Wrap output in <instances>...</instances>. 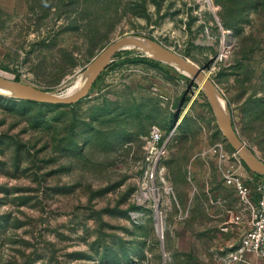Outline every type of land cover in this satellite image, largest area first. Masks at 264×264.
Returning a JSON list of instances; mask_svg holds the SVG:
<instances>
[{
	"label": "rangeland",
	"instance_id": "374dc122",
	"mask_svg": "<svg viewBox=\"0 0 264 264\" xmlns=\"http://www.w3.org/2000/svg\"><path fill=\"white\" fill-rule=\"evenodd\" d=\"M131 35L203 69L243 144L264 162V0H0V74L64 92ZM1 92L0 264H264L254 254L227 260L249 214L213 148L237 162L250 193L264 175L233 149L189 73L128 46L76 104ZM154 125L169 139L162 232L154 194L136 202Z\"/></svg>",
	"mask_w": 264,
	"mask_h": 264
},
{
	"label": "water",
	"instance_id": "95a60500",
	"mask_svg": "<svg viewBox=\"0 0 264 264\" xmlns=\"http://www.w3.org/2000/svg\"><path fill=\"white\" fill-rule=\"evenodd\" d=\"M128 46L143 49L155 58L177 66L179 69L189 73L193 79L197 80L202 85L204 93L213 108L220 129L233 149L238 152L240 158L246 163L251 171L256 174L264 175V162L255 156L243 144L229 115L225 113L221 106L218 97L219 92L216 88L215 82L195 63L155 38L131 35L122 37L109 44L95 59L92 66L88 68L87 72L89 75L83 85L73 93L48 91L22 81L9 79L1 74L0 87L11 91L13 93L11 96L26 101L54 105L76 104L88 96L94 83L112 61L116 52Z\"/></svg>",
	"mask_w": 264,
	"mask_h": 264
},
{
	"label": "built area",
	"instance_id": "2783aa9c",
	"mask_svg": "<svg viewBox=\"0 0 264 264\" xmlns=\"http://www.w3.org/2000/svg\"><path fill=\"white\" fill-rule=\"evenodd\" d=\"M168 142L169 139L165 138L164 131L158 125L152 126L144 142L145 182L136 195V202L140 205L149 200L151 194H154L156 212L160 209L159 203L162 201L160 192L170 193V188L165 180V170L161 167L168 152ZM213 153L218 159L217 168L222 172L227 182L233 186L240 198L241 205L249 214V227L242 231L239 241L230 246L227 260L230 263H235L243 261L244 257L250 254L264 256V176L256 183L254 194L250 193L239 171V165L237 162L230 161L228 153L222 145H215ZM237 159L241 163L240 159ZM159 178L164 183V187L157 185ZM158 192L159 196H156ZM235 223L239 224L241 229L242 215L236 216Z\"/></svg>",
	"mask_w": 264,
	"mask_h": 264
},
{
	"label": "bare ground",
	"instance_id": "6f19581e",
	"mask_svg": "<svg viewBox=\"0 0 264 264\" xmlns=\"http://www.w3.org/2000/svg\"><path fill=\"white\" fill-rule=\"evenodd\" d=\"M88 75H89L88 72L86 74H79L78 77L76 78V80L74 81V83L71 84L70 86H68L64 92L65 93L66 92L67 93H73V92L77 91L83 85V83L87 79ZM0 91H2L3 93H6L9 96L13 95V93L11 91H9L5 88H2V87H0ZM221 96L222 95L220 93H218V97H219V101L221 103V106H222L223 110L225 111V113L227 115H229L226 102L224 101V99ZM157 228H158L159 232H162V230H163V217L161 216V213L159 211H157Z\"/></svg>",
	"mask_w": 264,
	"mask_h": 264
},
{
	"label": "trees",
	"instance_id": "16d2710c",
	"mask_svg": "<svg viewBox=\"0 0 264 264\" xmlns=\"http://www.w3.org/2000/svg\"><path fill=\"white\" fill-rule=\"evenodd\" d=\"M16 80L17 81H20V79H19V77L18 78H16ZM25 102H28V103H35V102H33V101H25ZM41 105H43V106H54V107H67L68 105H54V104H42V103H40ZM73 105V104H72ZM258 175H260V174H258Z\"/></svg>",
	"mask_w": 264,
	"mask_h": 264
}]
</instances>
